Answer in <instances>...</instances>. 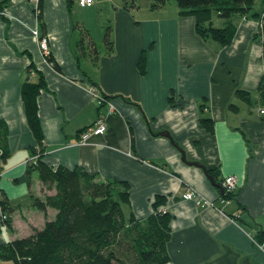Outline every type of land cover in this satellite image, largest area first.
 Segmentation results:
<instances>
[{"label": "crops", "instance_id": "obj_1", "mask_svg": "<svg viewBox=\"0 0 264 264\" xmlns=\"http://www.w3.org/2000/svg\"><path fill=\"white\" fill-rule=\"evenodd\" d=\"M258 2L253 11L264 6ZM94 3L42 0L41 21L37 0H10L0 10V120L8 150L0 157V198L15 206L11 229L0 218V243L30 234L55 215L51 207L31 204L54 190L36 171L28 172L36 141L20 95L21 83L41 72L46 86L37 104L48 165L127 183L126 218L145 222L155 210H167L164 264H264V248L256 246L264 231V116L258 113L264 40L258 20L234 15V36L222 45L198 35L192 16L146 12L133 19L123 1L114 7L111 51L90 55L93 71L89 59L87 68L81 63L80 56L92 52L86 44L83 51L78 47L82 24L73 8L93 9ZM34 29L48 36L49 57L59 69L42 55ZM141 52L143 74L136 64ZM93 87L108 96L114 111L99 107ZM98 116L106 130L80 142V132ZM203 117L211 119L212 131L201 124ZM227 175L235 177L236 188L222 201ZM188 188L197 191L199 202L182 198ZM159 197L163 201L154 208ZM29 200L33 206H23Z\"/></svg>", "mask_w": 264, "mask_h": 264}, {"label": "trees", "instance_id": "obj_2", "mask_svg": "<svg viewBox=\"0 0 264 264\" xmlns=\"http://www.w3.org/2000/svg\"><path fill=\"white\" fill-rule=\"evenodd\" d=\"M10 0H0L2 10ZM126 8L136 6L135 0H123ZM166 0H152L150 8L161 7ZM178 14L192 16L195 30L204 39H211L222 45L231 42L235 33L234 15L251 14L259 23L257 34L264 40V6L253 11L256 0H175ZM42 0H37V15H41ZM224 20L223 24H215ZM107 51L112 49L109 31L104 35ZM78 47L91 48L96 56L97 48L86 28H80ZM56 69L59 65L51 58ZM264 63V46L261 54ZM138 71L145 72V56L140 53L137 59ZM30 64L28 69L31 70ZM38 72V71H37ZM45 80L41 72L36 80L28 76L20 86V95L27 124L36 141L31 149L34 159L28 165V172L36 171L39 179L52 193L42 197L35 196L33 204L40 210L47 207L55 210L52 219H46L41 228L33 227L30 234L0 243V259L11 260L16 264H164L168 260L166 240L169 238V219L167 210H155L145 222L129 216L126 218L122 204L129 201L128 184L121 180L96 178L79 167L68 168L58 164L48 165L43 159L45 145L38 114L37 98ZM104 99L108 96L101 94ZM241 94V91H238ZM208 131L213 130L210 118L200 119ZM0 157L6 158V126L0 120ZM223 197L234 196L225 192ZM157 198L154 208L162 202ZM2 213L8 229L12 228L11 205L4 195L0 198ZM264 240V231L259 232L256 241Z\"/></svg>", "mask_w": 264, "mask_h": 264}, {"label": "rangeland", "instance_id": "obj_3", "mask_svg": "<svg viewBox=\"0 0 264 264\" xmlns=\"http://www.w3.org/2000/svg\"><path fill=\"white\" fill-rule=\"evenodd\" d=\"M152 0H135L136 6L131 8V16L133 19H136L138 16H141L143 13L149 12L154 13L155 15H173L178 12V7L175 0H166L165 3L156 9L150 8ZM123 0H102L101 3L98 2V0H95L94 8H80L78 6H74V14L79 18V24H82V28H86L90 34V36L94 39L95 45L97 50H99L100 54L106 53L107 47L104 40V35L106 31H109V39L111 40V44L115 38V30L112 29V26L114 25L116 16L114 12V7H116L117 4H122ZM258 0H256L254 4V9H257V3ZM101 6V9L99 12L96 10V7ZM90 9V10H89ZM119 19L123 20V17H120ZM98 54V53H97ZM93 54H86V56L81 55V63L87 68L88 65L91 63V68L93 71H95L93 62L94 59L91 60V56ZM86 57V58H85ZM90 63L88 62V60ZM33 203V199L31 201V204ZM23 206L26 204L30 206V200L24 201L22 203ZM22 206V207H23ZM33 206V205H31ZM26 208V207H24ZM1 223L3 226L7 227L4 223V219L7 218V215L1 214Z\"/></svg>", "mask_w": 264, "mask_h": 264}, {"label": "built area", "instance_id": "obj_4", "mask_svg": "<svg viewBox=\"0 0 264 264\" xmlns=\"http://www.w3.org/2000/svg\"><path fill=\"white\" fill-rule=\"evenodd\" d=\"M77 1L81 6H84V5H90L91 3H93L94 0H77ZM32 33H33V35L37 41V44L39 46V49H40L42 55L45 58L49 57L50 56V48H49L48 36L45 33H42L39 29H34L32 31ZM93 94L96 97V101H97V104L99 105V107L106 105L109 111L115 110L114 105L110 102V99H104L96 91H94V89H93ZM258 113L261 116H264V103H262L259 106ZM105 130H106V123L101 116H98L91 125H89L88 127H86L85 129H83L80 132L79 141L84 142L87 140V138L91 134H101ZM221 184H222L223 190L225 192H228V193L233 192V191H235V188H236V179L233 175H227L224 177ZM182 198L195 200L196 202L200 201L199 194L197 193V191H195L192 188H188L187 190H185L182 193ZM221 200L225 201V200H228V198L222 197ZM206 202L208 204H212L211 202H208V201H206ZM256 246L259 249L264 248V240L256 241Z\"/></svg>", "mask_w": 264, "mask_h": 264}, {"label": "water", "instance_id": "obj_5", "mask_svg": "<svg viewBox=\"0 0 264 264\" xmlns=\"http://www.w3.org/2000/svg\"><path fill=\"white\" fill-rule=\"evenodd\" d=\"M210 179H211V177H210Z\"/></svg>", "mask_w": 264, "mask_h": 264}]
</instances>
